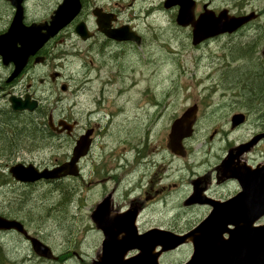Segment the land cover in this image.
<instances>
[{"label":"rangeland","instance_id":"374dc122","mask_svg":"<svg viewBox=\"0 0 264 264\" xmlns=\"http://www.w3.org/2000/svg\"><path fill=\"white\" fill-rule=\"evenodd\" d=\"M91 1L117 13L118 22L137 29L144 42L127 48L131 51L124 57L116 54L114 58L107 57L108 64L105 52L100 50L94 54L97 68L91 74L97 76L87 84L91 88H80L84 44L75 35L73 26L79 20L95 24L91 13L94 6L88 5ZM163 1L86 0L75 22L60 32L54 56L61 58L55 60V65L70 89L63 92L54 84L53 91L41 90V109L55 104L59 113L66 108L77 126L68 141L54 138L53 141L48 139L49 144L41 133L35 139L25 140L24 137L22 158H33L38 165L63 161L71 153L81 130L95 126L91 155L81 166L79 164L78 176L55 182L27 185L15 182L9 175L8 178L0 176V213L20 221L30 235L46 244L58 258L50 261L37 257L28 241L18 233L8 232L0 233V264H93L92 260L101 251L102 235L91 221L90 213L104 188L93 181L105 176L104 171L94 172L95 168L98 170L105 164L110 169L117 165L119 170L115 175L127 172L133 142L142 138L144 128L156 116L162 115L165 121L150 123L153 137L158 129L169 127L167 118L192 104L199 106L193 135L187 141L190 155L178 165H182V181L191 171L218 161L227 145L247 139L259 125L264 128V106L258 100L249 101L248 90L237 84L231 75L236 70L264 74L261 54L264 0H195L200 10L202 3L209 2L208 8L217 13L222 9L230 15L242 11L261 13L240 32L209 39L197 46L191 44L189 29L175 22L178 7L164 8ZM59 2L61 0H26L25 14L28 19L47 17ZM68 77L70 79L66 80ZM235 112L245 113L247 119L240 127L231 129L230 117ZM30 145L33 150L27 151ZM251 156L263 161L264 143L253 150ZM89 181L92 182L87 185ZM106 185L109 189L114 182L108 181ZM127 190L124 178L117 187L118 201L122 204H127L128 199L122 197ZM183 191L180 187L177 193H168L166 206L147 207L143 220L151 221L141 227L151 225L178 233L194 226L206 210L184 208L179 200L174 201V196ZM260 223H264V217ZM135 253L136 250L130 251L127 256ZM190 253L191 246L186 244L165 252L159 262L180 264Z\"/></svg>","mask_w":264,"mask_h":264},{"label":"water","instance_id":"95a60500","mask_svg":"<svg viewBox=\"0 0 264 264\" xmlns=\"http://www.w3.org/2000/svg\"><path fill=\"white\" fill-rule=\"evenodd\" d=\"M8 1L16 11L9 29L0 35V55L14 63V74L24 67L29 56L35 54L47 40L66 27L81 10L80 0H61L48 20L25 25L22 23L24 0ZM163 6L178 7L175 22L179 26L191 27V44L194 46L208 38L234 32L256 16L253 11L240 16H230L226 9H222L217 15L203 11L196 18L194 0H164ZM92 14L95 16L97 29L107 37L117 41L133 40L138 43L139 37L128 25L117 29L109 28L114 19L112 14L104 13L100 8H94ZM74 32L83 40L91 35L83 21L76 23ZM15 41L19 43L17 48L13 46ZM261 54L264 59V44ZM11 100L12 107L16 110L31 111L37 106V101L31 100L28 95L24 100ZM195 112L196 105L193 104L171 124L169 140L174 152L181 153L182 140L192 135ZM243 122L244 114L234 113L230 118V127L234 128ZM59 124L67 132L73 126V123L66 121H60ZM91 133L92 129L89 128L78 136L69 159L60 165L38 169L32 164L27 166L16 164L10 169L11 176L19 182L33 183L38 180L79 175L78 162L89 150ZM261 139H264V131L230 148L221 162L224 170L230 173L229 176L237 179L239 183L240 190L234 196L225 201L202 200L194 192L188 197L185 205L207 203L211 209L206 217L185 233H175L157 227L138 233L135 225L136 211L111 213L108 196L101 200L90 214L103 236L101 251L92 263L160 264L159 257L162 253L190 243L191 254L181 264H264V223H258L264 217V162L253 168L237 160V163H234L235 158L248 151ZM7 231H15L22 235L38 257L47 260L57 259L50 248L30 235L20 221L0 216V232ZM132 250H136V253L127 256Z\"/></svg>","mask_w":264,"mask_h":264},{"label":"flooded vegetation","instance_id":"af4514ba","mask_svg":"<svg viewBox=\"0 0 264 264\" xmlns=\"http://www.w3.org/2000/svg\"><path fill=\"white\" fill-rule=\"evenodd\" d=\"M1 2L2 6H0V35L7 32L16 11L15 8L12 7L7 0H2ZM85 2L86 0L82 2V8L85 6ZM90 3L94 7L102 8V12L104 13L113 14L114 19L110 23L109 28L117 29L128 25L119 23L118 14L114 11L106 10L101 6H96L92 1L88 2V5ZM209 4V2L202 3L200 10L198 8V4L195 1L194 16L197 18L198 15L203 11H210L214 15H216V11L208 8ZM246 13L247 12L242 11L235 15H243ZM227 14L229 15V13ZM260 16L261 13L256 12V18L250 20L234 32L224 33L216 37L236 34L243 30L246 26H249L252 22L255 21V19H257V17ZM46 19H48V16L41 19H28L24 9L22 22L27 25L34 21H43ZM86 25L91 35L84 40L81 39L82 43L84 44V49L80 88H91V86L89 85L88 87L87 84H89V82H92L97 76V74H91V72L96 71L97 68V65L94 63L93 59L94 54H98L100 50L102 52H105V58L108 64L109 62L107 57L114 58L115 54L117 56L119 55L124 57L129 51H131L127 50V48L132 49L134 48V46H140L144 42L142 34L130 25L129 27L132 29L135 35L139 37L138 43L133 40L117 41L111 39L107 37L103 32L99 31L95 24ZM183 28L189 29L191 34V27ZM60 32L53 38H50L48 41H46L44 45L35 52V54L29 56L24 67L21 68V70L16 74H14V63L0 55V176L7 177L9 175L11 177L10 169L16 164H22L24 166L32 164L38 169L53 168L57 165H60L70 157L71 153H68L65 160L54 163L52 165L46 163L38 165L34 162L33 158H28L26 160H23L22 158L24 155V137L25 140H27L28 138L35 139L37 137L39 138V135L41 133L42 138H45V140L49 144L51 141H53L54 138H57L58 140L63 139L68 141L70 140L71 135H73L74 128L77 126V122L70 117L69 111L68 113L66 112V108H64L59 113L57 110V105L55 104L46 105L45 109H41L42 99L39 94L41 90L53 91L52 86H54V84L59 86L60 90L63 92H66L68 89H70V85L67 82L63 81L65 79L63 77V74L61 73V70L57 69L55 65V60L61 58H55L54 56L57 42H60L56 41V39L60 35ZM203 42H201L200 44H202ZM13 46L17 48L19 46V43L15 41ZM59 46H61V44H59ZM68 79L70 78H66V80ZM62 86L64 87V89H61ZM26 95H28L31 100L37 101L36 108L31 111L27 109H13L11 99L24 100ZM195 105L196 123L199 106L197 104ZM186 108L181 109L178 114L172 115L167 118L169 120V127L165 125L161 130L158 129L155 132L154 137L152 136V126L155 125V122L157 121L162 120L161 122H164L165 118H161L162 115H158L154 118L153 121H150L149 124L146 125L142 138L133 142V146L131 147L132 154L130 159L128 160L130 168L127 172L122 173L121 175H115L119 170V167L116 165L115 167L109 169L106 168V165L104 163L103 164L105 165V167L104 165H102L98 170L95 168L94 172L104 171L105 174L104 177H101V175V178H96L95 181H93L96 185H104V188L100 191V197L98 201H101L108 196V204L111 213H121L125 212L126 210L136 211L135 224L138 233L145 232L152 227H157L151 225L145 228L141 227L142 225H146L145 222L151 221L150 219L143 220V217L146 216V214L144 213L146 208L149 206H166L167 194H170L171 192L177 193L178 191H180V187H182L184 190L182 192L183 194L174 196V201L176 199L179 200L180 205H182L184 208L205 209V215L210 210L209 204L193 203L185 205V202L192 193L196 192L197 197L202 200L213 199L217 201H225L234 196L240 190L239 183L237 179L231 178L229 176L230 173L224 170V168L221 166V162L224 159L226 152L230 148L247 141L254 134L264 130V128H261V125H259V129L254 131L247 139L242 140L234 145H227L228 147L226 148L225 154L221 156L218 161L214 162L212 165L206 168L191 171L187 175V179L182 181V165H178L180 162L183 163L182 160L184 158L187 159V157L190 155V151L188 149V147H190V144H188L187 146V141L189 140V138H191L193 132L190 137L184 138L182 140L181 143L183 149H181V153L174 152L171 148L169 133L173 121L177 117H179ZM243 114L244 124L247 119V115L245 113ZM262 114L264 116V109L262 111ZM60 121L73 123L71 130L67 132L66 129H63V126L59 124ZM150 123H152L153 125L150 126ZM195 123L193 124V129ZM241 125L235 128H238ZM89 128L92 129L91 144L88 152L79 160L78 166L79 164L81 166V162L91 155L94 135L97 131L96 127H86L81 130L79 135ZM209 138L212 139V135ZM48 139H51V141L49 142ZM261 143H264V140H260L257 144L251 147L250 150L242 153L240 156L235 158L234 163H237V160L240 163H244L250 167H254L258 163L264 162V160L257 161L253 158V156H251L252 151L255 150ZM32 150L33 148L30 145L27 151ZM124 178L127 179L128 190L126 191L125 196L122 197H126L128 199L127 204H122L118 201L119 193L117 191V187L123 182ZM111 180L114 182V185L108 189L106 183ZM91 182L92 181H89L87 185ZM170 202H173L172 199L170 200ZM0 216L6 217L7 214L0 213ZM204 216L202 218H204ZM190 228H192V226L188 227L185 230H180L179 232H186Z\"/></svg>","mask_w":264,"mask_h":264},{"label":"trees","instance_id":"16d2710c","mask_svg":"<svg viewBox=\"0 0 264 264\" xmlns=\"http://www.w3.org/2000/svg\"><path fill=\"white\" fill-rule=\"evenodd\" d=\"M231 73L237 84L242 85V88L248 90L247 99L252 102L258 100L259 104L264 106V78H261L262 72L248 71L242 73L241 70H236Z\"/></svg>","mask_w":264,"mask_h":264}]
</instances>
